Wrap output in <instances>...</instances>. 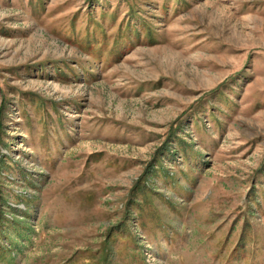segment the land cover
<instances>
[{"label": "rangeland", "instance_id": "1", "mask_svg": "<svg viewBox=\"0 0 264 264\" xmlns=\"http://www.w3.org/2000/svg\"><path fill=\"white\" fill-rule=\"evenodd\" d=\"M0 264H264V0H0Z\"/></svg>", "mask_w": 264, "mask_h": 264}]
</instances>
